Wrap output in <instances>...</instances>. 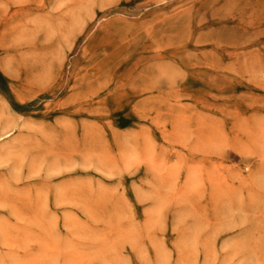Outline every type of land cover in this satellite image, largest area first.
Wrapping results in <instances>:
<instances>
[{
    "label": "rangeland",
    "instance_id": "374dc122",
    "mask_svg": "<svg viewBox=\"0 0 264 264\" xmlns=\"http://www.w3.org/2000/svg\"><path fill=\"white\" fill-rule=\"evenodd\" d=\"M0 264H264V0H0Z\"/></svg>",
    "mask_w": 264,
    "mask_h": 264
}]
</instances>
